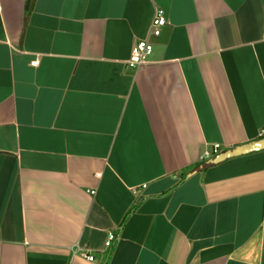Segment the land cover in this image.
I'll return each instance as SVG.
<instances>
[{
	"label": "crops",
	"instance_id": "crops-1",
	"mask_svg": "<svg viewBox=\"0 0 264 264\" xmlns=\"http://www.w3.org/2000/svg\"><path fill=\"white\" fill-rule=\"evenodd\" d=\"M263 136L264 0H0V264H264Z\"/></svg>",
	"mask_w": 264,
	"mask_h": 264
},
{
	"label": "built area",
	"instance_id": "built-area-1",
	"mask_svg": "<svg viewBox=\"0 0 264 264\" xmlns=\"http://www.w3.org/2000/svg\"><path fill=\"white\" fill-rule=\"evenodd\" d=\"M168 24V19L166 17L165 10L162 7H155V12H154V17L152 20V33L154 35H160L162 32V28ZM153 49V44L147 39V38H142V39H137L133 46H132V51L130 58L128 59V65L130 67H138L141 64L144 63V57L147 53L151 52ZM38 59H35L32 61L33 65L38 64ZM221 153V144L220 143H215L213 148L211 150H206L202 158H210L214 155H217ZM96 190H91V193H95ZM114 238L113 232L109 234L108 240L106 241V245L109 246L111 244V241ZM79 253L86 257L88 260H94L95 256L92 253H87V251H84L80 247H77L73 253Z\"/></svg>",
	"mask_w": 264,
	"mask_h": 264
},
{
	"label": "water",
	"instance_id": "water-1",
	"mask_svg": "<svg viewBox=\"0 0 264 264\" xmlns=\"http://www.w3.org/2000/svg\"><path fill=\"white\" fill-rule=\"evenodd\" d=\"M261 149H264V136L243 144L230 147L227 150L215 155L206 163V165L216 164L230 157Z\"/></svg>",
	"mask_w": 264,
	"mask_h": 264
}]
</instances>
